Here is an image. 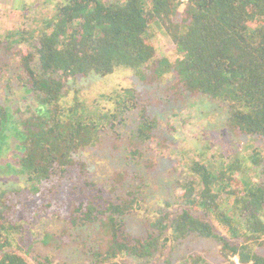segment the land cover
Masks as SVG:
<instances>
[{"label": "trees", "instance_id": "obj_1", "mask_svg": "<svg viewBox=\"0 0 264 264\" xmlns=\"http://www.w3.org/2000/svg\"><path fill=\"white\" fill-rule=\"evenodd\" d=\"M35 22L23 32L32 50L13 54L16 79L34 98L33 117L17 118L0 107V139L11 142L8 154L26 179L13 187L0 182V264H31L13 250L16 234L28 241V230L52 214L70 237L51 243L55 257L28 248L37 264H69L58 255L79 237H87L80 243L84 264H150L164 235L175 243L171 262L184 244L205 240L219 243L231 264H264V150L255 151L252 164L224 153L222 162L209 155L192 160L174 196L182 211L173 215L161 207L144 231L132 233L127 217L149 198L145 176L132 169L145 153L127 151L122 171L96 179L78 156L96 121L78 115L82 103L67 110L60 104L74 78L106 77L119 68L147 75L159 65L163 74L176 73L181 90L225 106L240 134L264 141V0H189L186 6L177 0H57L52 18ZM163 37L171 40V52L158 59ZM115 91L107 97L113 122L141 105L136 89ZM142 114L136 135L146 141L155 124ZM249 168L259 169V182L244 179ZM185 254L181 264H210L200 253Z\"/></svg>", "mask_w": 264, "mask_h": 264}, {"label": "rangeland", "instance_id": "obj_2", "mask_svg": "<svg viewBox=\"0 0 264 264\" xmlns=\"http://www.w3.org/2000/svg\"><path fill=\"white\" fill-rule=\"evenodd\" d=\"M56 2L57 0H0V107L14 112L17 118H32L33 114L28 111L34 112L36 105L33 103V96L16 79L18 71L13 54L19 49L32 50L31 42L23 41L24 29L35 28L36 19L41 22L50 20L55 13ZM159 41L158 59L169 57L171 40L163 37ZM176 82V73L167 71L163 74L159 65L147 75H137L133 69L119 68L106 77L92 74L89 77L74 78L60 103L66 110L82 103L78 115L96 121V132H88L78 154L79 160L96 179L102 180L122 171L126 167L122 166L127 162V151L137 149L145 153L140 165L131 163L132 169L135 168L134 172L144 175L149 184L148 203L143 210L127 217V226L132 233L144 231L147 219L157 218V211L161 207L173 215L182 211L174 196L179 194V183L185 181V167L191 166L192 160H200L201 156L209 155L210 158L214 156L215 162H222L224 153L234 157L231 161H235L237 157L252 164L255 151L264 150V141H257L234 129L225 106L216 105L207 96L191 95L178 88ZM121 88L136 89L141 105L137 111L121 114L120 120L113 122L108 119L111 102L107 97ZM141 113L155 124L148 132L149 140L146 141L136 135L141 124ZM65 116L69 118V115ZM2 141L0 139V182L13 187L15 183L25 182L26 179L21 168L15 167L8 154L11 142L8 138ZM229 162L226 161L225 164ZM214 167L217 169L221 166ZM259 175V169L249 168L244 179L257 183L262 177ZM167 201H172L171 207L167 205ZM222 204L227 211L228 201L224 200ZM34 226L27 232L28 241H20L19 234H16L17 244L13 248L31 264L37 263L28 248L55 257L51 243H66L70 237L64 222L53 214L43 216ZM91 230L87 229L84 233L90 235ZM79 233V230L74 231L75 236ZM221 233L226 234L224 229ZM226 236L230 237V234ZM164 237L161 252L150 264H181V256L185 253L188 256L200 253L208 258L210 264H231L230 261H225L219 243L205 240L184 244L180 255H176L171 262L168 258L175 243L166 242ZM85 239L87 237H79L80 243ZM80 243L67 244L61 249L58 258L63 257L69 264H84V258L81 257L83 245ZM236 262L239 264L238 259ZM129 263L142 264L137 259H131Z\"/></svg>", "mask_w": 264, "mask_h": 264}, {"label": "built area", "instance_id": "obj_3", "mask_svg": "<svg viewBox=\"0 0 264 264\" xmlns=\"http://www.w3.org/2000/svg\"><path fill=\"white\" fill-rule=\"evenodd\" d=\"M182 3V6H186L189 2V0H177Z\"/></svg>", "mask_w": 264, "mask_h": 264}]
</instances>
